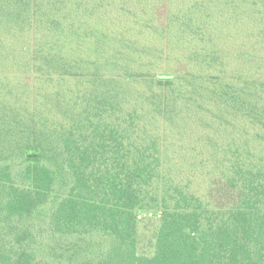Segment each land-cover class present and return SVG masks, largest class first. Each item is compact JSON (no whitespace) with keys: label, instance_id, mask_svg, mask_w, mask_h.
<instances>
[{"label":"trees","instance_id":"trees-1","mask_svg":"<svg viewBox=\"0 0 264 264\" xmlns=\"http://www.w3.org/2000/svg\"><path fill=\"white\" fill-rule=\"evenodd\" d=\"M0 264H264V0H0Z\"/></svg>","mask_w":264,"mask_h":264},{"label":"rangeland","instance_id":"rangeland-1","mask_svg":"<svg viewBox=\"0 0 264 264\" xmlns=\"http://www.w3.org/2000/svg\"><path fill=\"white\" fill-rule=\"evenodd\" d=\"M157 218L147 217L140 223L139 234V252L150 254L153 250V233L157 225Z\"/></svg>","mask_w":264,"mask_h":264}]
</instances>
